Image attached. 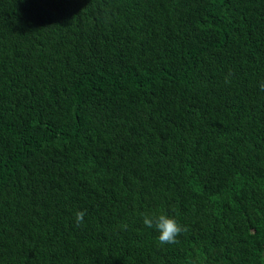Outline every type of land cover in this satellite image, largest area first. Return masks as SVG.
<instances>
[{
    "label": "trees",
    "instance_id": "obj_1",
    "mask_svg": "<svg viewBox=\"0 0 264 264\" xmlns=\"http://www.w3.org/2000/svg\"><path fill=\"white\" fill-rule=\"evenodd\" d=\"M261 84L264 0H0V264H264Z\"/></svg>",
    "mask_w": 264,
    "mask_h": 264
},
{
    "label": "clouds",
    "instance_id": "obj_2",
    "mask_svg": "<svg viewBox=\"0 0 264 264\" xmlns=\"http://www.w3.org/2000/svg\"><path fill=\"white\" fill-rule=\"evenodd\" d=\"M261 88L264 89V84H261ZM86 211L81 210L75 213V223L77 226H81L85 223ZM143 224L147 228H155L158 232V241L160 245H172L178 243V237L187 231L185 225H182L174 216H169L166 213H152L144 214ZM124 227H127L125 225Z\"/></svg>",
    "mask_w": 264,
    "mask_h": 264
}]
</instances>
